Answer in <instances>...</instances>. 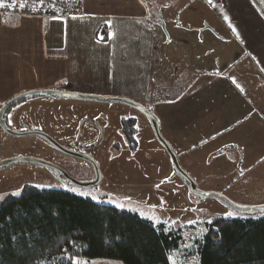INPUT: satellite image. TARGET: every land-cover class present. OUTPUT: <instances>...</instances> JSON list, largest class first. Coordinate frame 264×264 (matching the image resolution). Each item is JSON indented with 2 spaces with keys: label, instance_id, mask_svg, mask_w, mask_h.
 <instances>
[{
  "label": "crops",
  "instance_id": "1",
  "mask_svg": "<svg viewBox=\"0 0 264 264\" xmlns=\"http://www.w3.org/2000/svg\"><path fill=\"white\" fill-rule=\"evenodd\" d=\"M45 89L146 106L182 157L203 156L192 157L202 186L225 181L231 162H264V19L250 0H83L68 19L0 15V105ZM218 156L222 176L209 166Z\"/></svg>",
  "mask_w": 264,
  "mask_h": 264
},
{
  "label": "rangeland",
  "instance_id": "2",
  "mask_svg": "<svg viewBox=\"0 0 264 264\" xmlns=\"http://www.w3.org/2000/svg\"><path fill=\"white\" fill-rule=\"evenodd\" d=\"M158 19L161 20L160 17ZM49 26L51 32L52 24ZM168 32L166 29L164 33ZM46 55L45 58L49 53ZM83 118L91 119L93 126L90 122L85 127L87 129L84 130L80 148L92 157L100 171L99 183L90 188H80L57 179L45 167L17 164L0 168V202L7 197L18 196L25 187L69 192L99 204L136 213L154 226L163 225L167 230L180 228L183 230L184 248L189 252L194 241L203 236L205 223L218 218L248 217L249 214L240 213L217 199H200L193 195L176 175L171 159L156 140L147 117L126 105L61 97H35L12 109L9 128L19 134L41 133L55 143L71 148L69 144L71 145L80 132L79 123ZM255 118L252 117V120ZM252 120L249 121V127L253 126ZM256 121L259 119L254 122ZM126 123L133 124L129 129L134 131V146L117 135L120 127ZM159 132L162 137L161 131ZM262 135L264 136V133ZM113 143H117L118 147L114 148ZM72 147H75V150L80 149L76 145ZM172 150L181 169L199 190L203 191V187L217 189L218 192H206L221 194L242 207L264 206V162L256 169L248 167L247 164L240 166L238 162H231L226 168L228 178L225 181L222 180L217 186H202L196 181L193 173L203 170L204 166L196 163L192 157L198 156L203 162V156L192 152L182 157L178 146ZM17 157L35 159L53 166L55 163L60 164L78 183L88 184L94 179L91 168L78 160L64 157L58 162L61 157L42 138L14 137L0 131V162ZM211 165H215L217 175H224L225 169L219 156L209 163V166ZM207 170L209 169H205ZM245 170H248L247 173L240 177L238 173ZM192 258L184 263L183 254H177L172 260L176 264H195L196 258ZM84 264L120 263L93 260Z\"/></svg>",
  "mask_w": 264,
  "mask_h": 264
},
{
  "label": "trees",
  "instance_id": "3",
  "mask_svg": "<svg viewBox=\"0 0 264 264\" xmlns=\"http://www.w3.org/2000/svg\"><path fill=\"white\" fill-rule=\"evenodd\" d=\"M127 124L123 136L134 146ZM260 214L205 223L189 252L180 228L154 226L136 213L69 192L25 187L0 202V264H171L177 254L184 263L193 256L195 264H264Z\"/></svg>",
  "mask_w": 264,
  "mask_h": 264
},
{
  "label": "water",
  "instance_id": "4",
  "mask_svg": "<svg viewBox=\"0 0 264 264\" xmlns=\"http://www.w3.org/2000/svg\"><path fill=\"white\" fill-rule=\"evenodd\" d=\"M250 1L264 19V4L263 3L261 4L259 0H250ZM162 30L165 32V29L163 27H162ZM35 97H61V98H67V99L92 101V102H98V103L123 104V105H126L128 107H131L139 111L149 120L154 136L156 140L164 148L166 153L169 155L176 175L184 183V185L189 188V190L191 191L193 195H195L196 197L200 199H217L240 213H246V214L264 213V206L263 207H242V206L235 205L234 203L229 201L227 198H225L221 194L199 190L195 186L194 182L188 177V175L179 166L177 158L172 148L170 147V145L161 137L160 132H159L158 123L154 115L151 112H149L147 109H145V107L139 104H136L126 98L102 97V96L89 95V94H79V93L64 92V91H58V90H52V89H45V90H33V91H27V92L21 93L20 95H17L13 97L12 99H10L9 101H7L6 103H4L2 107L0 108V129L4 134L9 135V136H14V137H29V136L40 137L44 139L47 143H49L52 147L60 148L65 153L70 154L72 156L82 158L83 160H86L93 165L94 169L96 170V178L92 183L82 184V183H78L70 179L71 182L77 185L78 187L90 188L92 186H96L100 181L99 172L96 168L94 161L90 157L65 151L63 150V148L59 147L57 143L52 141L49 137H47L44 134L37 133V132H28V133L19 134V133H15L12 130H10V128L6 125L4 115L8 109H10L12 106L16 105L17 103L21 101H24L30 98H35ZM17 164H35L38 166L45 167L49 170H56V168L49 163L42 162V161L35 160V159H30V158H22V157L12 158V159H8V160L0 162V168L10 167V166H14Z\"/></svg>",
  "mask_w": 264,
  "mask_h": 264
},
{
  "label": "built area",
  "instance_id": "5",
  "mask_svg": "<svg viewBox=\"0 0 264 264\" xmlns=\"http://www.w3.org/2000/svg\"><path fill=\"white\" fill-rule=\"evenodd\" d=\"M24 7H20V4ZM83 13V0H4L0 15L68 19Z\"/></svg>",
  "mask_w": 264,
  "mask_h": 264
},
{
  "label": "flooded vegetation",
  "instance_id": "6",
  "mask_svg": "<svg viewBox=\"0 0 264 264\" xmlns=\"http://www.w3.org/2000/svg\"><path fill=\"white\" fill-rule=\"evenodd\" d=\"M27 100V99H26ZM72 100H74V99H72ZM129 100V99H128ZM25 101V100H24ZM131 101V100H130ZM23 101H21V102H19V103H17L16 105H14V106H12L10 109H8L6 112H5V115H4V119H5V122H6V125L8 126V127H11L10 126V124H9V117H10V115H11V111H12V109H14L16 106H18L19 104H21ZM2 107V105H0V108ZM145 109H147L146 108V106H145ZM148 110V109H147ZM149 111V110H148ZM150 112V111H149ZM81 121V123H79L80 124V127H79V129H80V132L77 134V136H76V138L73 140V142L71 143V145L69 144V146H71V148H65L64 146H62L61 144H58L57 143V145H59V147H61V148H63V150H65V151H68V152H73V153H77V154H79V155H84V156H87V157H90V158H92L91 156H89V155H87L86 153H84V151L85 150H83V149H81L80 148V142H81V139H82V137H84V130H86L87 128H85V127H87L88 125L87 124H90V122L92 123V126H93V121L91 120V119H89V118H83L82 120H80ZM128 125V124H127ZM127 125H125V127L127 126ZM76 126H77V124L74 126L75 128H76ZM131 126V124L129 123V125H128V128ZM124 126H121L120 127V130L117 132L118 134V137H119V135H120V137L122 136L123 137V139H124V136H123V130H124V128H123ZM96 129V128H95ZM0 131H1V129H0ZM2 132V131H1ZM102 133V131L99 133V134H101ZM44 140V139H43ZM76 140H78V141H76ZM125 140V139H124ZM45 141V140H44ZM46 142V141H45ZM47 143V142H46ZM48 145H50L49 143H48ZM76 145V147H79L80 149L79 150H75L72 146H75ZM51 146V145H50ZM86 147V146H85ZM113 147L114 148H116V147H118V144L117 143H113ZM51 148L61 157V158H59L58 159V162L60 161V160H62L64 157H67V158H73V159H75V160H78V161H80V162H82V164H86V165H88L90 168H91V170L93 171V173H94V179H93V181L95 180V178H96V170L94 169V167H93V165L91 164V163H89L88 161H86V160H83L82 158H79V157H76V156H72V155H70V154H67V153H65L64 151H62L60 148H57V147H52L51 146ZM38 166V165H37ZM42 167V166H41ZM54 167L56 168V170H49V169H47L48 171H50V173H52V175L54 176V177H56L57 179H59V180H61V181H64V182H67V183H69V184H71V185H74V186H77V185H75L74 183H72L71 182V180L70 179H72V180H75L74 178H72L66 171H65V169L64 168H62V166H60V164H57V163H55V165H54ZM97 168V167H96ZM98 170V169H97ZM98 172H99V176L101 177V174H100V171L98 170ZM78 187V186H77Z\"/></svg>",
  "mask_w": 264,
  "mask_h": 264
},
{
  "label": "snow or ice",
  "instance_id": "7",
  "mask_svg": "<svg viewBox=\"0 0 264 264\" xmlns=\"http://www.w3.org/2000/svg\"><path fill=\"white\" fill-rule=\"evenodd\" d=\"M209 2H211V0H209ZM4 6V0H0V7H3ZM20 7H24L25 5L24 4H20L19 5ZM239 87V85H237ZM242 90V89H241ZM243 91V90H242ZM18 194V193H17ZM93 199H96V197H92ZM130 199V198H129ZM118 207H122V205H117ZM143 215V213H141ZM170 260H171V264H176V262L174 260L171 259L170 257ZM73 264H82V262L80 261H76L74 260L73 261Z\"/></svg>",
  "mask_w": 264,
  "mask_h": 264
}]
</instances>
